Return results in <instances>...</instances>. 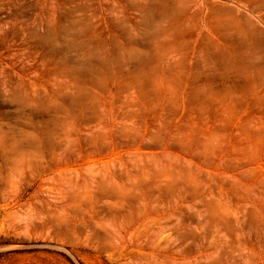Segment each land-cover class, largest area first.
<instances>
[{
    "label": "rangeland",
    "instance_id": "rangeland-1",
    "mask_svg": "<svg viewBox=\"0 0 264 264\" xmlns=\"http://www.w3.org/2000/svg\"><path fill=\"white\" fill-rule=\"evenodd\" d=\"M0 264H264V0H0Z\"/></svg>",
    "mask_w": 264,
    "mask_h": 264
}]
</instances>
